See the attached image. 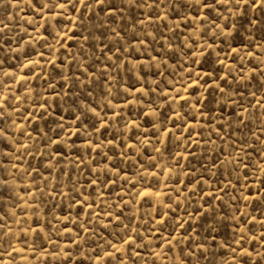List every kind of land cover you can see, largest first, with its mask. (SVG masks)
Here are the masks:
<instances>
[{
	"label": "rangeland",
	"instance_id": "374dc122",
	"mask_svg": "<svg viewBox=\"0 0 264 264\" xmlns=\"http://www.w3.org/2000/svg\"><path fill=\"white\" fill-rule=\"evenodd\" d=\"M0 264H264V0H0Z\"/></svg>",
	"mask_w": 264,
	"mask_h": 264
},
{
	"label": "snow or ice",
	"instance_id": "6c2138e0",
	"mask_svg": "<svg viewBox=\"0 0 264 264\" xmlns=\"http://www.w3.org/2000/svg\"><path fill=\"white\" fill-rule=\"evenodd\" d=\"M101 3H103V0H100Z\"/></svg>",
	"mask_w": 264,
	"mask_h": 264
}]
</instances>
